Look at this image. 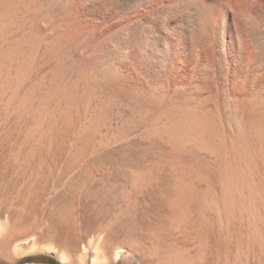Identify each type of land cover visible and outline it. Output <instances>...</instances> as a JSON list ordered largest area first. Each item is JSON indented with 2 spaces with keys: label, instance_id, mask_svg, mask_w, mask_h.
Segmentation results:
<instances>
[{
  "label": "bare ground",
  "instance_id": "obj_1",
  "mask_svg": "<svg viewBox=\"0 0 264 264\" xmlns=\"http://www.w3.org/2000/svg\"><path fill=\"white\" fill-rule=\"evenodd\" d=\"M3 2L0 35L7 32L11 43L0 53V103L14 104L13 115L20 123L26 119L23 142L37 141L25 164L42 160V168L45 156L65 139L71 127L79 125L82 131L71 155L73 161L81 159L116 109L123 128L111 135L103 131L109 143L120 139L122 143H113L121 144L126 156L133 155L127 152L132 137L128 135L138 131L136 137L144 146L137 147V160L149 162L157 171L166 166L177 176L179 194L173 201V220L186 218L187 203L195 191L192 175L204 182L215 180L221 188L220 198L204 206L218 211L221 205V220L245 223L250 232L248 242L263 247L264 0ZM41 47L49 58L46 74L52 84L42 90V100L34 106L31 94L37 85L32 88L28 82ZM224 119L229 120L228 141L223 135L225 128L222 131ZM22 147L19 143L14 148L13 158ZM129 168L133 184L143 188L153 168L147 169L149 173L145 168ZM40 169L28 189L31 196L36 194ZM66 214L58 210L57 218L64 222ZM124 224L121 226L128 225ZM57 232L53 231L52 239L59 250L50 245L37 252L54 254L65 264L75 243L59 240ZM13 234L9 222L0 223V240ZM110 237V232L101 231L96 243L82 248L75 262L84 264L88 250L91 264L117 261L125 252L123 248H115L109 257L103 253Z\"/></svg>",
  "mask_w": 264,
  "mask_h": 264
},
{
  "label": "rangeland",
  "instance_id": "obj_2",
  "mask_svg": "<svg viewBox=\"0 0 264 264\" xmlns=\"http://www.w3.org/2000/svg\"><path fill=\"white\" fill-rule=\"evenodd\" d=\"M1 2L0 7L4 3L3 0ZM0 36L1 53L3 50H7L10 45L11 36L7 32ZM35 61L33 65L36 69H32L28 86L33 88L37 85L31 94L32 102L34 106H37L42 100L46 86L49 87L52 84L46 74L49 72L47 71L49 58L45 56L43 47L38 51ZM42 65L45 69L42 68ZM0 105V109H2L0 112V223L9 222L14 227V234L10 238L0 240V264H62L54 254L37 252V249L47 248L46 246L54 245L53 247H55L56 243L52 239L53 231H58L57 238H60L59 240L66 239L69 243L72 241L75 243L72 242L74 246L70 260L65 264H78L75 262V258L81 253L82 248L92 247L101 231L104 230L110 232L111 236L105 243L104 256L109 257L117 247L125 250L117 261L110 264H170L171 262V264H264V249H262L264 248V234L262 236L263 247L260 249L257 243V245L255 243L253 245L248 242L247 236L250 232L245 223L222 221L221 205L218 211L204 206L207 201L220 198L221 188L215 180L212 183L204 182L197 180L196 176L192 175V182L195 183L191 184H193V188L195 186V191L192 192L191 198L188 200L187 207L189 208L186 218L180 222L173 220L175 212L173 201L174 197L179 194L175 187L177 176L170 172L166 166L163 167V172L161 171L163 169L158 172L152 167L153 165L149 166V162H146V165V163L137 160L138 149L144 146L136 137L138 131H132L128 135L129 137L131 134L132 137L128 138L131 141L128 142V149H130L127 152H133L134 156H126L124 149L120 148L121 144L119 145V143H122L120 139L116 140L119 142L117 144L113 143L115 140H110V143L113 144L109 143L105 135L108 133H110L109 135L117 134L123 128L121 114L116 109L113 111L112 117H109L111 119H108L107 124L101 128V136L95 135L91 140L92 146L90 145L89 151L82 156L83 158L73 161V155H71L77 149V137L82 131L79 125L71 127L65 139L53 148L50 155L45 156L44 166L42 165L41 168L42 160L32 159L28 165L25 164L29 150L37 144L35 140L31 141L33 143L25 141V144L24 139H21L28 129L26 119L21 123L17 120L13 115L14 104L4 106L0 103ZM108 121L113 124L110 125ZM108 125L110 126L108 127ZM227 125H229V120L224 119L222 131L225 128L223 135L226 141L229 140V132L227 133L229 126L227 127ZM111 127L114 129L112 130ZM98 137L102 139L100 138L99 141ZM19 143L23 145L22 150L19 151L16 158H13V150ZM132 162L134 165H131ZM129 164L132 168H142L141 170L153 168L151 176L147 174L150 180L143 184V188L142 185L133 184L134 179L133 174L129 171ZM38 169L43 171L38 176L36 194L33 197L29 194L28 189L31 186L34 173ZM214 178H219L218 173H214ZM189 180L191 182V176H189ZM26 184L27 186H25ZM7 199L8 201H6ZM2 200L4 201L2 202ZM26 204L31 205L27 206ZM58 210L67 212L66 222L57 218ZM121 220L126 223H122ZM119 221L121 223L118 224ZM124 223L128 225L126 226ZM123 224L126 227L121 226ZM76 237L77 239H75ZM55 248L59 250L57 246ZM31 250H34L32 254ZM91 256V251L88 250L84 264H91Z\"/></svg>",
  "mask_w": 264,
  "mask_h": 264
}]
</instances>
